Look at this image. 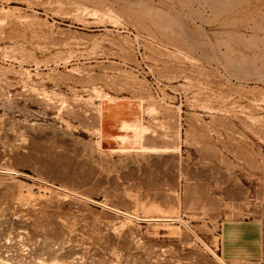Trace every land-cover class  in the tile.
Here are the masks:
<instances>
[{"label": "rangeland", "instance_id": "374dc122", "mask_svg": "<svg viewBox=\"0 0 264 264\" xmlns=\"http://www.w3.org/2000/svg\"><path fill=\"white\" fill-rule=\"evenodd\" d=\"M0 264H264V0H0Z\"/></svg>", "mask_w": 264, "mask_h": 264}, {"label": "bare ground", "instance_id": "6f19581e", "mask_svg": "<svg viewBox=\"0 0 264 264\" xmlns=\"http://www.w3.org/2000/svg\"><path fill=\"white\" fill-rule=\"evenodd\" d=\"M3 172V171H2ZM5 172V171H4ZM8 173V172H7ZM9 173H11V174H18L16 171H9ZM20 174V173H19ZM65 191V190H64ZM74 195V194H73ZM104 207H106V206H104ZM167 220V219H166ZM162 221V220H161ZM193 232V231H192ZM221 260V259H220Z\"/></svg>", "mask_w": 264, "mask_h": 264}]
</instances>
